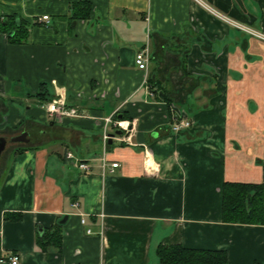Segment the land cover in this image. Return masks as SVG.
Returning <instances> with one entry per match:
<instances>
[{"label": "crops", "instance_id": "crops-1", "mask_svg": "<svg viewBox=\"0 0 264 264\" xmlns=\"http://www.w3.org/2000/svg\"><path fill=\"white\" fill-rule=\"evenodd\" d=\"M13 15L28 38L0 29V264H157L162 244L264 264V224L222 217L225 182H264V41L232 24L264 33V0H0ZM57 92L80 116L42 108ZM173 106L192 128L173 130ZM110 115L136 122L130 140ZM105 130L119 165L104 172ZM57 224L61 245L43 247Z\"/></svg>", "mask_w": 264, "mask_h": 264}, {"label": "trees", "instance_id": "trees-1", "mask_svg": "<svg viewBox=\"0 0 264 264\" xmlns=\"http://www.w3.org/2000/svg\"><path fill=\"white\" fill-rule=\"evenodd\" d=\"M91 7L86 2L76 3L73 7L74 18H84L90 15ZM16 16L0 21V29L8 34L15 31L9 39L22 43L28 38L25 23ZM45 83H42V87ZM42 90V88H41ZM41 94V93H40ZM12 212L6 213L9 218ZM222 217L226 222L261 223L264 224V182L238 183L225 182L223 185ZM63 233L57 224L54 228L44 229L38 237L43 246H60ZM159 261L157 264H226L228 257L223 250L186 248L182 245L162 244L157 249Z\"/></svg>", "mask_w": 264, "mask_h": 264}, {"label": "built area", "instance_id": "built-area-1", "mask_svg": "<svg viewBox=\"0 0 264 264\" xmlns=\"http://www.w3.org/2000/svg\"><path fill=\"white\" fill-rule=\"evenodd\" d=\"M209 8L213 10V8L211 7ZM214 12H217V11H214ZM48 19H49V15H43L41 18L42 21H46ZM232 24H235L238 28L245 30L251 35L259 37L260 39L264 41V33L259 32L255 29H252L250 27H247L244 24L235 22L234 20L232 21ZM150 59H151L150 44L147 43L141 50H139L136 53L135 62L139 69L146 71L148 70ZM42 108L46 112H48L50 115L56 116L58 118H62L64 116H72V117L80 116L79 110L76 107H68L65 97L60 95L58 92H57V96H55L52 100L43 103ZM105 122H106V125H105L106 127L108 125H112L114 129L120 130L123 136L122 139L125 141L130 140L131 136L136 132V122L135 121H129L121 117L110 115L105 118ZM192 126L193 124L188 119L187 115L181 110H179L178 108L174 107L173 123H172L173 130L175 132H180L182 129H190L192 128ZM112 137L113 136L111 134H108L105 130L104 138H103L104 152H103V156L101 157L102 169L104 172L107 169L108 165H110L112 168H115L119 165L118 162L109 163L107 159V155H106V151L108 147L107 144H108V141ZM66 158L71 164H74L75 166L81 169H84V170L90 169L89 163L84 162L83 160L80 161V159H78L72 152H68L66 154ZM74 205L77 206L78 203H75ZM88 232L91 233V229H88ZM20 260H21V257L18 254H13L9 256L10 264H19Z\"/></svg>", "mask_w": 264, "mask_h": 264}, {"label": "water", "instance_id": "water-1", "mask_svg": "<svg viewBox=\"0 0 264 264\" xmlns=\"http://www.w3.org/2000/svg\"><path fill=\"white\" fill-rule=\"evenodd\" d=\"M16 21L17 23H19L20 21V18L17 17L16 18ZM15 34V31H11L9 33L10 36L14 35ZM118 133H120V131H118ZM28 132L24 131L23 133L17 135V136H14L12 137L10 140L11 141H19V142H27L28 141ZM8 138L5 137V136H0V156L2 155L3 151L6 149V145H7V142H8ZM67 218V216L64 217V220Z\"/></svg>", "mask_w": 264, "mask_h": 264}, {"label": "flooded vegetation", "instance_id": "flooded-vegetation-1", "mask_svg": "<svg viewBox=\"0 0 264 264\" xmlns=\"http://www.w3.org/2000/svg\"><path fill=\"white\" fill-rule=\"evenodd\" d=\"M9 140V139H8ZM9 144V141L7 142V145ZM7 145H6V147H7Z\"/></svg>", "mask_w": 264, "mask_h": 264}, {"label": "rangeland", "instance_id": "rangeland-1", "mask_svg": "<svg viewBox=\"0 0 264 264\" xmlns=\"http://www.w3.org/2000/svg\"><path fill=\"white\" fill-rule=\"evenodd\" d=\"M10 145H11V143L8 144V146H10ZM158 259H159V258H158Z\"/></svg>", "mask_w": 264, "mask_h": 264}]
</instances>
